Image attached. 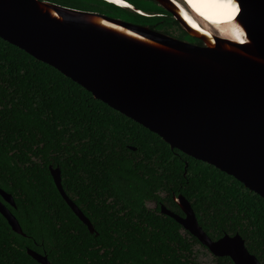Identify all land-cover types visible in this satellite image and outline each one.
I'll use <instances>...</instances> for the list:
<instances>
[{"label":"trees","instance_id":"1","mask_svg":"<svg viewBox=\"0 0 264 264\" xmlns=\"http://www.w3.org/2000/svg\"><path fill=\"white\" fill-rule=\"evenodd\" d=\"M47 1L90 10L95 0ZM129 1L151 11L140 0ZM125 18L152 22V29L174 25L176 38L201 44L170 14L132 12ZM49 165L59 168L65 193L90 220L93 233L61 197ZM0 188L12 195L15 207H7L25 234L13 232L0 214V264H40L27 248L45 253L51 264H200L194 247L207 248L159 211L163 204L182 215L173 194L189 201L210 238L239 233L264 264L262 197L214 166L170 148L157 134L1 38ZM214 264L232 262L214 256Z\"/></svg>","mask_w":264,"mask_h":264},{"label":"water","instance_id":"2","mask_svg":"<svg viewBox=\"0 0 264 264\" xmlns=\"http://www.w3.org/2000/svg\"><path fill=\"white\" fill-rule=\"evenodd\" d=\"M155 1L201 44L47 0H0V38L54 67L170 148L214 166L264 199V0H232L243 42L213 26L205 35L173 0ZM48 169L61 197L93 233L90 220L65 193L59 168ZM172 199L182 215L163 204L160 213L213 256L261 264L239 233L210 238L189 201L181 194ZM7 205L14 208V199L0 188V214L13 232L25 235ZM26 253L51 264L45 253L29 248Z\"/></svg>","mask_w":264,"mask_h":264},{"label":"bare ground","instance_id":"3","mask_svg":"<svg viewBox=\"0 0 264 264\" xmlns=\"http://www.w3.org/2000/svg\"><path fill=\"white\" fill-rule=\"evenodd\" d=\"M116 4L127 6L130 4H127L126 2L122 0H110ZM176 5L178 6V10L183 15V17L198 31H201L205 35L210 36V31L212 30V26L218 30V32L225 36L229 37L231 39H235L236 41L243 42L244 36L243 31L241 28L234 22L235 20V14L237 11H235V14L232 15L231 19H228V12L231 11L230 8H214V9H205L204 15H201L199 11L194 9L190 3L189 0H182V2L185 4H181L179 0H173ZM223 2H226V0H223ZM127 4V5H126ZM235 5V8L237 9V5ZM190 10H188V9ZM195 14L198 16L199 19H196V17L193 15ZM234 19V20H233ZM198 20H202V25L199 23Z\"/></svg>","mask_w":264,"mask_h":264},{"label":"flooded vegetation","instance_id":"4","mask_svg":"<svg viewBox=\"0 0 264 264\" xmlns=\"http://www.w3.org/2000/svg\"><path fill=\"white\" fill-rule=\"evenodd\" d=\"M124 2H126L127 4H130V7L129 5L127 6H124V5H119V4H116L110 0H95L92 4V7L90 10H84V9H80V10H84V11H91V12H97V13H101V14H105L107 16H110V17H113V18H119L121 20H124V21H127V22H130V23H133V24H138V25H143V26H148L149 27V24L148 23H152V22H144V21H139V22H135V21H131L129 19H126L125 16H126V13H132V12H135L139 15H142V16H145V17H153V16H158L159 14H164L166 16H168V14H170L168 12V14L166 13H163L162 11H160L158 9V7H161L158 5V3L155 1V0H140L139 1V4L141 6H143L144 8H149L151 9V11H147V10H144V9H138L132 2H130L129 0H122ZM59 4V3H58ZM114 5L118 8H121L122 10H125L123 11V13H114V12H110L108 11V9L106 8V5ZM62 5V4H60ZM65 6V5H64ZM158 6V7H157ZM70 7V6H68ZM72 8V7H71ZM74 8V7H73ZM76 9H79V8H76ZM165 10V9H164ZM171 16V14H170ZM152 26H154V24H151ZM150 28V27H149ZM154 30H160V29H157V28H153ZM154 207H155V204H154Z\"/></svg>","mask_w":264,"mask_h":264},{"label":"rangeland","instance_id":"5","mask_svg":"<svg viewBox=\"0 0 264 264\" xmlns=\"http://www.w3.org/2000/svg\"><path fill=\"white\" fill-rule=\"evenodd\" d=\"M158 16L168 17V16H166L164 14H159ZM178 25H179V23H178ZM179 27L182 29V27L180 25H179ZM157 29H160V30H157V31H160V32H163V33H166L164 31H167V33L169 35L174 36V37L177 36V34H178L177 31H176L177 27L174 26V25L172 27L164 26L162 28H157ZM183 40H185V39H183ZM185 41H187V39ZM147 206L150 207V208H153L154 207V203L153 202H147ZM194 251H195V254H196V260L200 264H214V256L207 249L201 247L200 245H196L194 247Z\"/></svg>","mask_w":264,"mask_h":264},{"label":"snow or ice","instance_id":"6","mask_svg":"<svg viewBox=\"0 0 264 264\" xmlns=\"http://www.w3.org/2000/svg\"><path fill=\"white\" fill-rule=\"evenodd\" d=\"M189 3L201 15L205 14V9L230 8L231 11L228 12V19H231L237 10L235 5L232 4V0H226V2H223V0H189Z\"/></svg>","mask_w":264,"mask_h":264}]
</instances>
